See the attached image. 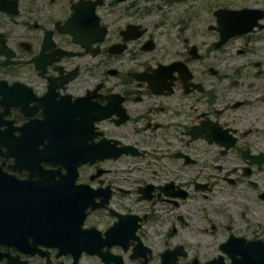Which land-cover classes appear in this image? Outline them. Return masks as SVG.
Segmentation results:
<instances>
[{
	"label": "flooded vegetation",
	"instance_id": "1",
	"mask_svg": "<svg viewBox=\"0 0 264 264\" xmlns=\"http://www.w3.org/2000/svg\"><path fill=\"white\" fill-rule=\"evenodd\" d=\"M212 4L0 0V264H201L192 191L252 208L222 264L264 241V9L220 39Z\"/></svg>",
	"mask_w": 264,
	"mask_h": 264
},
{
	"label": "rangeland",
	"instance_id": "2",
	"mask_svg": "<svg viewBox=\"0 0 264 264\" xmlns=\"http://www.w3.org/2000/svg\"><path fill=\"white\" fill-rule=\"evenodd\" d=\"M196 3L201 5L202 0H196ZM258 6L264 9V0H213L211 8L215 6ZM210 8V7H209ZM203 24L211 19V15L207 10L202 11ZM151 158L148 154H145L140 158L127 159L124 158L122 161L114 162L115 166L121 168H138L139 171L132 173L136 174V177L142 179L148 174L151 168ZM193 173V170L189 169ZM123 172V173H122ZM121 173L127 175L124 171ZM131 174V173H130ZM129 174V175H130ZM128 175V176H129ZM217 183H215V186ZM227 190V189H226ZM224 193V195H222ZM227 192L217 194L215 197L200 198L195 192L192 191L190 197L186 198L183 206L185 207L183 212L186 216L187 225L185 228L186 233V247L187 256H195L200 260H205L211 256H214L217 249V243L225 233V223L227 222V214L238 222L237 227L234 229H242L243 222L239 219L238 213L241 210H246V214L251 213L249 203L242 198L238 199L232 205L230 200L232 195H227ZM224 197L222 200V196ZM221 196V197H220ZM255 214L257 216H250L259 221L261 227L264 229V204H260L255 207ZM230 218V221L232 220ZM213 224V227L210 225ZM231 227V226H230ZM264 239V232L261 234ZM127 262L126 264H129Z\"/></svg>",
	"mask_w": 264,
	"mask_h": 264
},
{
	"label": "water",
	"instance_id": "3",
	"mask_svg": "<svg viewBox=\"0 0 264 264\" xmlns=\"http://www.w3.org/2000/svg\"><path fill=\"white\" fill-rule=\"evenodd\" d=\"M220 39L234 33L249 29L256 17L262 15L261 10L254 7L228 8L225 6L214 9ZM220 247L229 252V264H264V241L244 240L242 237L230 236ZM238 256H234V251ZM201 264H222L221 255L210 257Z\"/></svg>",
	"mask_w": 264,
	"mask_h": 264
}]
</instances>
